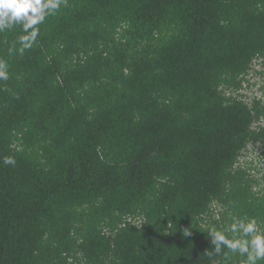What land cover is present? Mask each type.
Returning a JSON list of instances; mask_svg holds the SVG:
<instances>
[{"label":"trees","instance_id":"trees-1","mask_svg":"<svg viewBox=\"0 0 264 264\" xmlns=\"http://www.w3.org/2000/svg\"><path fill=\"white\" fill-rule=\"evenodd\" d=\"M19 34L0 264H211L210 227L264 225V177L236 166L264 159V101L242 100L264 96V0H69L9 56Z\"/></svg>","mask_w":264,"mask_h":264},{"label":"clouds","instance_id":"clouds-1","mask_svg":"<svg viewBox=\"0 0 264 264\" xmlns=\"http://www.w3.org/2000/svg\"><path fill=\"white\" fill-rule=\"evenodd\" d=\"M68 4L69 0H0V33L17 28L20 30V34L8 48L9 56H23L26 51L32 49L38 43L41 26L50 17L68 7ZM9 79L10 65L6 59L0 57V81L6 82ZM244 91L246 97L242 100L246 104L252 105L253 97L264 101V96L258 90L251 91L246 87ZM2 162L4 165L16 164L15 158L11 156H5ZM238 163L237 161L236 166ZM228 219L230 223L226 227H210L206 232L212 251L207 250L205 255L211 259V264H220V260L212 259L214 256H223L224 259L236 256L240 258V264H264L262 222L257 217L247 215L229 216ZM183 235L190 236L191 229L185 228Z\"/></svg>","mask_w":264,"mask_h":264},{"label":"built area","instance_id":"built-area-1","mask_svg":"<svg viewBox=\"0 0 264 264\" xmlns=\"http://www.w3.org/2000/svg\"><path fill=\"white\" fill-rule=\"evenodd\" d=\"M254 163V165L256 166V168L259 170L258 172L257 171H254V169L252 170L251 169V164L250 162L246 161V159H243L241 162H239L238 164L244 169V168H250L253 172V175L256 177V178H261V177H264V159H260V160H257V161H251ZM260 172V173H259Z\"/></svg>","mask_w":264,"mask_h":264}]
</instances>
